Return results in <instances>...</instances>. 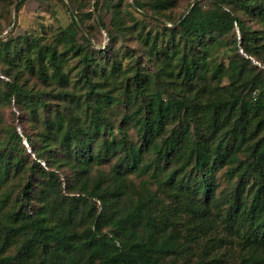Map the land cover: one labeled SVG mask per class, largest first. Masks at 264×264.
I'll return each instance as SVG.
<instances>
[{
	"label": "trees",
	"instance_id": "16d2710c",
	"mask_svg": "<svg viewBox=\"0 0 264 264\" xmlns=\"http://www.w3.org/2000/svg\"><path fill=\"white\" fill-rule=\"evenodd\" d=\"M70 1L74 7L68 8L70 23L50 40L36 33L0 37V65L8 77L0 78V99L15 98L32 112L45 105L47 96L64 103V110L45 119L42 144L33 143L29 133L26 136L37 158L58 155L52 150L56 144L60 160L72 169L65 185L54 170L36 191L31 176L39 163L26 165L18 131L0 139V188L12 172H28L14 204L0 218V264H172L168 256L191 247L187 241L199 243L211 225L207 201L216 190V170L224 165L232 179L237 177L228 197L227 220L247 246L235 264H264V133L244 146L247 136L241 132L248 111L241 87L249 85L252 92L264 84V27L252 29L243 12L261 14L264 0H210L208 4L200 0L175 20L166 12L174 0H134L129 8H123L122 0H95L94 12L106 5L112 10L110 24L99 12L110 42L119 46L110 52L91 40L94 35L86 20L92 10L84 15L76 0ZM137 8L143 19L133 22L134 13L140 12ZM162 17L177 25L168 26ZM235 23L242 31L241 53ZM130 36L153 60L155 70L146 69L144 58L127 41ZM220 47L225 56L214 61ZM125 58L129 67H124ZM73 61L79 64L74 66ZM27 75L45 87L29 88ZM199 79L214 87V96L203 107L206 130L191 133L190 124L201 108L183 96H172L166 84L181 90ZM79 80L81 86L73 89V82ZM255 97L252 105L264 108L263 89ZM120 106L124 109L117 123L114 109ZM172 120H179L181 127L169 130ZM131 128L138 137H133ZM113 157L117 159L110 172L102 169L92 175L95 161ZM174 161L178 165L165 172ZM131 172L157 177L159 189L169 196L195 197L191 210L196 219L191 225L183 223L186 236L177 226L167 230L160 224L153 203L163 198L151 190L147 179L141 180V190L130 191L126 180ZM34 193L45 204L33 215L24 213L23 202L33 200ZM3 196L7 201L9 193ZM89 203L91 212L98 207L102 211L95 212L93 224L82 231L79 221ZM171 221V226L179 222ZM107 223L114 230H104ZM16 235L26 236L20 250L40 255L23 262L20 250L9 252Z\"/></svg>",
	"mask_w": 264,
	"mask_h": 264
},
{
	"label": "rangeland",
	"instance_id": "374dc122",
	"mask_svg": "<svg viewBox=\"0 0 264 264\" xmlns=\"http://www.w3.org/2000/svg\"><path fill=\"white\" fill-rule=\"evenodd\" d=\"M22 1H24L23 4L18 6V4ZM94 1L95 0H76L84 15L89 14V11L92 10V14L87 17L86 23L94 35V37H91L87 33L91 37L92 42L95 43V47L101 49H107L109 47L110 52L112 49L118 48L119 46H115L114 43L110 42L106 29L101 26L99 12L103 15L105 22L110 24L113 18L112 10L109 9L108 5H106L103 9H101V11L99 10L98 13L94 12ZM193 1L194 0H174V5L166 10L167 15L171 16L174 20L177 19V17L181 14H185L188 11ZM202 1L205 4H208L210 0ZM131 2L133 3L134 0H122L123 8H129L128 4ZM71 7L74 8L70 0H64V2L61 0H0V37L9 36L10 38H15L26 33H36L44 34L50 40L55 34L61 32L63 28L70 23L71 16L68 8L71 9ZM243 14L248 26L254 30L263 31L264 11L261 12V14L257 12H243ZM141 19H143L141 11L135 12L133 22L140 21ZM162 19L167 20L165 17H162ZM9 21H11V23H9ZM147 21L155 24L154 20L147 19ZM235 24L236 26L234 31L236 33L239 52L241 53L243 48L242 31L240 30L238 23ZM167 25L176 26L177 23L167 20ZM231 35H233V33ZM127 41L132 46V49H137L135 53H140L141 57L144 58L146 69L151 71L155 70L153 60L143 54V49L140 48L137 40H133L130 36ZM224 56L225 51L222 47H220L215 54L214 61L221 60ZM253 61L255 62V60ZM73 62L74 63L72 65L74 66L79 64L77 61ZM123 62L124 67H129L128 65L130 64V61L128 58H125ZM27 76L30 78L24 80H26V84L29 88L42 90L45 87L35 76ZM0 78H8L5 74H3L1 65ZM227 81L228 79L226 78L224 84H227ZM81 84L82 81L79 80L78 82H73L72 87L77 90ZM166 86H168L171 90L170 94L172 96H183L187 98L190 103H197V105L201 108L199 116L195 117L193 122L190 124V132L192 133L198 128L206 130L208 117H203V107L205 106L209 96H214V87L209 83L205 84L203 79H199L198 81L196 80L192 86L190 85L187 88H182L181 90L178 88L174 89L170 82H168ZM116 88L117 90H120L119 85ZM261 88L263 89L264 95V84ZM262 89H257L251 92L249 90V85H242L241 87L242 95L245 97L248 106V111L246 112L247 119L244 124L245 129L243 128V130H241V132L247 136L244 146L249 144L251 141L254 142L264 133V121L260 122L264 113V108L252 105V101L256 98V94ZM45 99V105H40L34 112L25 106L24 103H19L15 98H12L11 100L0 99V139H5L11 130L16 129L18 131L22 137V145L25 148L24 150H26V152L24 151L25 153L22 155L27 160L26 165L31 164L34 160H37L39 163L37 165L36 172L31 176L32 182L35 184L36 191L44 187L46 176L51 171L56 170V172H58L63 180V185H65V183H67L72 177V169L70 165L64 164L62 163L63 161L60 160V157L62 156L60 155L61 150L56 146L54 141L55 145L52 146V150L58 151V155L52 156L51 153H46L45 158H37L34 148L26 136V133H29L33 143L37 146L42 144V137L46 131L45 119L49 117L53 118L56 112L64 110L63 107L65 104L61 103L56 98L47 96ZM123 109L124 106L114 109L117 123L120 120L119 114ZM172 127L179 129V127H181L180 121L172 120L169 123V130H171ZM130 132L133 133L134 138L138 137L133 128L130 129ZM231 133L232 132L228 129L227 135H230ZM240 155L245 156L243 152H240ZM47 157H51L52 159H49L48 162L46 160ZM116 159L117 157L109 159L101 158L95 161L92 164V175L95 176L99 174L102 169L110 172ZM177 162L178 161L168 163L165 172H168L174 166H177ZM227 168L228 165H224L216 170V190L210 200L207 201L208 207L211 210L209 214L211 225L208 228H205L204 238L199 243L187 241V243L191 244V247L181 250V252L169 255L168 259L172 261V264H198L203 260L207 262L206 264H235L239 261L241 254L247 250V246H245L241 241L239 233L231 225V222L227 220L228 197L232 192V189L235 187L237 180V177H234L233 179L230 177L228 171H226ZM186 169L189 170L191 167L188 166ZM163 175L164 172L160 173V178ZM8 177V180L0 188L1 219L7 215L8 210L10 209L9 207L14 204L19 192L20 184L28 179V172H12ZM144 178L149 181L151 190L157 191V196L163 198L161 203H153L156 212L155 214L161 219V221H159L160 224L167 230H174L177 226L182 235L186 234V225L183 223H189L191 225L196 219L191 210V206L194 205L193 201L195 200V197L186 193L183 194L182 197L169 196L159 189L158 179H156L157 177L154 178L150 174L138 175L131 172L128 175L126 182L133 194H135L138 190H141V180ZM3 192L9 193L7 201L3 200ZM36 194L34 193L36 197L33 200L23 202L24 213L28 210L31 215H33L45 204V200ZM202 203L204 204V201H202ZM90 204L91 203L85 205L84 215L79 221V229L82 231H85L87 227L93 224L96 215L95 212L102 211L101 207H98L97 211L91 212ZM31 218L32 217H30V219ZM171 218L177 219L179 222L171 226ZM104 230L111 232L114 229L110 223H107L104 225ZM25 238L26 236L23 238L22 235H16L12 239L11 245L8 248L10 251L8 249L7 250L11 253L18 252L20 250V244ZM203 250H205L206 254H204ZM39 255V252L33 255H28L24 251L20 250L18 256L23 260V262H25L27 259L31 261L33 256L34 258H37ZM217 258H221V261H217ZM209 260H212V263H209Z\"/></svg>",
	"mask_w": 264,
	"mask_h": 264
},
{
	"label": "water",
	"instance_id": "95a60500",
	"mask_svg": "<svg viewBox=\"0 0 264 264\" xmlns=\"http://www.w3.org/2000/svg\"><path fill=\"white\" fill-rule=\"evenodd\" d=\"M196 2H197V0H194V1L192 2V4L190 5L188 11L191 9V7H192ZM72 9H73V8H72ZM188 11L184 14V16L188 13ZM96 14H97V13H96ZM80 26H81V28L84 30V27L82 26V24H80Z\"/></svg>",
	"mask_w": 264,
	"mask_h": 264
}]
</instances>
